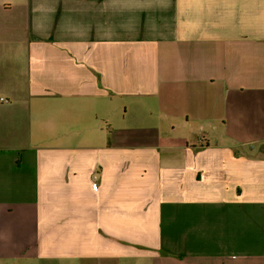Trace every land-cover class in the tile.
<instances>
[{"label":"crops","instance_id":"crops-1","mask_svg":"<svg viewBox=\"0 0 264 264\" xmlns=\"http://www.w3.org/2000/svg\"><path fill=\"white\" fill-rule=\"evenodd\" d=\"M256 142L264 0H0V263L264 264Z\"/></svg>","mask_w":264,"mask_h":264},{"label":"rangeland","instance_id":"rangeland-1","mask_svg":"<svg viewBox=\"0 0 264 264\" xmlns=\"http://www.w3.org/2000/svg\"><path fill=\"white\" fill-rule=\"evenodd\" d=\"M180 94L178 93L177 91V98H180L179 97ZM146 101V99H145ZM149 101V100H148ZM151 101V100H150ZM146 103V102H145ZM158 103H160V106L158 105ZM178 102L174 101V105L173 106H169L168 108L169 109H175V108H178V105H176ZM144 104V102L142 103ZM154 104L156 105V108H155V113L154 115L150 116V120H152L149 124L147 121H143V118H140V115L138 113H131L129 118H133V119H130L131 122L133 121H137V118L139 117V122H140V125L138 127H141V128H153V127H156V133H152V131L149 129L148 131H143V129H141L139 132L137 131H134V132H130V133H125L124 137L119 134V141H122V139H131L130 137L132 138H136L138 140H146V139H151L152 137H154V135H156V140L158 142H162L164 140H167L169 139L170 135H174V134H170L169 131H168V120L167 117L165 116L164 114V111H166V107L164 106V103H161L159 102L158 100L154 101ZM131 106H129V109L130 111L132 110L130 108ZM204 108H207V107H204ZM137 114V115H136ZM178 119H174V121H177ZM148 124L149 126H146L144 125L142 127L143 124ZM222 123V122H220ZM194 129V130H193ZM192 130L193 132H197V129H196V125H194L192 127ZM176 136L178 137V135H180V132L179 130L175 133ZM181 136V135H180ZM182 138H183V135H182ZM264 142H256V144L254 145H260V144H263ZM85 264L84 262H80V261H52V260H49V261H44V264ZM0 264H3V263H0Z\"/></svg>","mask_w":264,"mask_h":264},{"label":"built area","instance_id":"built-area-1","mask_svg":"<svg viewBox=\"0 0 264 264\" xmlns=\"http://www.w3.org/2000/svg\"><path fill=\"white\" fill-rule=\"evenodd\" d=\"M97 176H95L94 178L96 179Z\"/></svg>","mask_w":264,"mask_h":264}]
</instances>
